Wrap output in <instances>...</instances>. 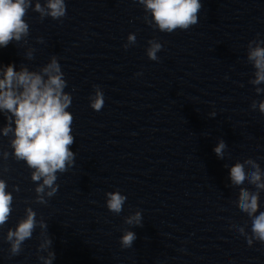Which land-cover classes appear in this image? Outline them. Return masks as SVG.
<instances>
[{"label": "clouds", "instance_id": "obj_1", "mask_svg": "<svg viewBox=\"0 0 264 264\" xmlns=\"http://www.w3.org/2000/svg\"><path fill=\"white\" fill-rule=\"evenodd\" d=\"M139 3L151 12L159 30L169 33L178 28L186 30L195 25L201 9L200 0H139ZM29 7L31 0H0V48H6L12 41L19 42L28 35L29 25L24 18ZM47 9L49 10L47 14L54 19L64 16L66 10L64 0H48ZM35 11L45 14L39 3L35 5ZM135 40V35L130 34L129 43H135ZM149 43L151 47L147 55L151 60H156L161 45L152 41ZM261 45H264V40L250 42L248 46L247 59L252 62L255 69V78L251 81L254 85L264 83V46ZM65 86L63 73L55 58L42 69V74L29 71L26 67L17 71L14 64L0 68V110L11 113V116L6 117L8 124L2 130L3 135L7 136L9 132H13L14 139L11 144L16 158L24 160L34 169L31 179L38 182L35 191L39 203H46L45 188L50 189L47 192L48 197L56 194L58 190L56 174L66 172L74 161V153L70 147L74 143L71 135L73 116L67 111L72 98L64 92ZM256 91L260 92L261 89L257 88ZM103 104V94L97 90L91 107L99 111ZM255 106L254 104L253 107ZM259 110L264 112V102L259 104ZM225 148L226 144L221 140L214 152L223 159ZM245 164H250L254 170L251 173L246 172ZM230 180L235 186H241L248 181L257 189H264L260 166L251 160L235 163L230 168ZM41 181L42 183H39ZM107 196V208L119 214L126 197L119 192H110ZM12 199V195L6 191L5 182L0 180V227L11 214ZM259 206L258 192H250L243 187L239 189L238 207L253 217L252 235L256 240L264 242V211L254 215L258 212ZM35 215L29 208L26 219L20 221L14 231H8L7 239L11 243L13 255L18 254L21 244L31 238L36 227ZM140 220V213L137 212L134 216H129L126 223L139 224ZM41 227H44L43 223ZM134 239L133 232H126L122 237V245L129 247ZM248 243L251 244V239ZM46 264H51V261H46Z\"/></svg>", "mask_w": 264, "mask_h": 264}]
</instances>
